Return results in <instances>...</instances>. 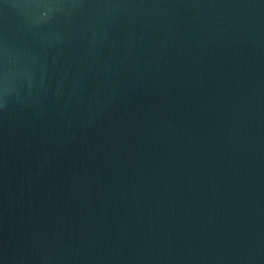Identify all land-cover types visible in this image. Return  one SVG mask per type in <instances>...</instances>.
<instances>
[{"label": "water", "instance_id": "1", "mask_svg": "<svg viewBox=\"0 0 264 264\" xmlns=\"http://www.w3.org/2000/svg\"><path fill=\"white\" fill-rule=\"evenodd\" d=\"M0 264H264V0H0Z\"/></svg>", "mask_w": 264, "mask_h": 264}]
</instances>
